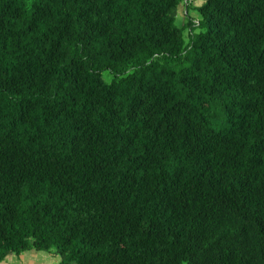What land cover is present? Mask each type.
<instances>
[{
  "label": "trees",
  "instance_id": "16d2710c",
  "mask_svg": "<svg viewBox=\"0 0 264 264\" xmlns=\"http://www.w3.org/2000/svg\"><path fill=\"white\" fill-rule=\"evenodd\" d=\"M28 250L264 264V0H0V263Z\"/></svg>",
  "mask_w": 264,
  "mask_h": 264
},
{
  "label": "crops",
  "instance_id": "0c3cea01",
  "mask_svg": "<svg viewBox=\"0 0 264 264\" xmlns=\"http://www.w3.org/2000/svg\"><path fill=\"white\" fill-rule=\"evenodd\" d=\"M41 252L43 251L28 250V251L23 252L20 255L10 254L0 264H51L52 263L51 260H48L47 258L46 259L42 258L44 253H41ZM53 256L56 257L55 255ZM59 262H60L59 259H56L54 264H57Z\"/></svg>",
  "mask_w": 264,
  "mask_h": 264
},
{
  "label": "rangeland",
  "instance_id": "374dc122",
  "mask_svg": "<svg viewBox=\"0 0 264 264\" xmlns=\"http://www.w3.org/2000/svg\"><path fill=\"white\" fill-rule=\"evenodd\" d=\"M184 15H185L184 8H180L179 15H178V22H177L179 26L183 23ZM194 15L196 16V12H192V16H194ZM102 74H103V77L105 78V80L111 81V78L113 77V75L109 71L103 72ZM41 253H44L42 258H44V259L47 258L48 260L52 261L51 264H54L56 259H59V261H60V255L56 254L55 250H52L50 252H41ZM53 255H55L56 257H54ZM29 257H31V256H29Z\"/></svg>",
  "mask_w": 264,
  "mask_h": 264
}]
</instances>
